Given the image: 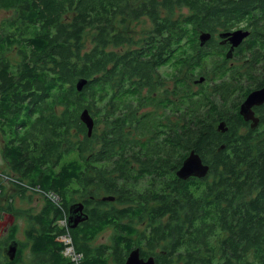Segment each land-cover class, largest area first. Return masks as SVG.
<instances>
[{"label": "trees", "instance_id": "1", "mask_svg": "<svg viewBox=\"0 0 264 264\" xmlns=\"http://www.w3.org/2000/svg\"><path fill=\"white\" fill-rule=\"evenodd\" d=\"M0 9L10 13L0 20L2 154L20 197L26 181L57 202L28 213L33 258L71 264L65 233L81 264H123L134 247L157 264H264V125L243 130L236 111L264 84V0H0ZM141 17L151 27L136 36ZM236 27L250 33L227 66L213 36ZM201 32L211 34L203 44ZM190 150L209 170L181 179ZM75 202L85 218L66 229L59 221ZM107 229L110 242L93 245Z\"/></svg>", "mask_w": 264, "mask_h": 264}, {"label": "rangeland", "instance_id": "2", "mask_svg": "<svg viewBox=\"0 0 264 264\" xmlns=\"http://www.w3.org/2000/svg\"><path fill=\"white\" fill-rule=\"evenodd\" d=\"M184 10V9H183ZM9 12H6L5 10L0 9V20L3 17H7L9 15ZM135 35L140 36V32L146 29H149L151 27V22L146 17H141L136 23H135ZM238 62V60H237ZM164 68H162L163 71ZM198 78V77H197ZM205 80H203L204 83ZM171 83H169L170 85ZM195 85V84H194ZM91 114V113H90ZM93 117V116H92ZM94 119V118H93ZM0 183L3 185L2 192H0V246H5L9 236H8V229L10 225L16 224L17 230L16 234L14 235V240L20 243H26L27 237L25 234V229L30 225V222L28 221L27 216H29L28 213H36L38 212V209L42 208L43 201L46 200V197H53L50 198L55 201V195L52 193H44L43 191L39 190H31V187L28 186V184L25 181V186L28 190H26V194L23 197H20L17 194L18 188H16L12 183V178L14 176L12 174H9V167L6 162V160L3 157L2 154V138L0 135ZM12 182V183H11ZM55 203H57L55 201ZM65 227V225H62ZM140 227V225H137ZM66 228V227H65ZM110 229L104 230L101 232V234L97 235V237L93 240V245H99L101 243H109L110 242ZM21 256V261L24 262H32L37 263L40 262L38 259L33 258V255L30 253V250L28 246L25 244ZM74 249L68 246L66 248V252L63 253L62 256L66 258L69 261L71 260V256H76V254L73 252ZM69 254V255H68ZM79 257V256H78ZM181 264V263H176Z\"/></svg>", "mask_w": 264, "mask_h": 264}, {"label": "water", "instance_id": "3", "mask_svg": "<svg viewBox=\"0 0 264 264\" xmlns=\"http://www.w3.org/2000/svg\"><path fill=\"white\" fill-rule=\"evenodd\" d=\"M249 34L248 30H243L241 28L230 30L228 32L221 33V36H227L231 46L228 50L227 56H229L232 48L237 46L247 35ZM211 37V34L209 32H201L199 34V40L200 43L203 44L206 40H209ZM201 80V77L199 78ZM85 83V80L82 79L78 82V88L80 89L82 85ZM264 101V86L258 89H255L251 92H249L244 99V101L240 104L239 113L243 116L245 120H251V128H254L258 124V118L254 117L252 106L260 104ZM79 118L81 121L85 124V127L87 128V135L90 136L94 127V119L88 109L84 108L79 115ZM224 122H219L216 127L218 129H223ZM226 129V127H225ZM209 170L208 164H205L198 153H196L194 150H190L188 154L184 157L182 160L181 165L175 170V174L181 178L186 179L190 176L195 177H203L207 174ZM108 199H113L112 197H107ZM82 203L81 202H75L69 206V215L67 217L68 226L70 228L75 227L81 220H83L85 217L82 213ZM18 242L16 240H12L7 247L6 255L8 259L12 260L15 256ZM123 264H157L154 256L149 255L147 257H141L140 256V248L134 247L132 248L126 258Z\"/></svg>", "mask_w": 264, "mask_h": 264}, {"label": "flooded vegetation", "instance_id": "4", "mask_svg": "<svg viewBox=\"0 0 264 264\" xmlns=\"http://www.w3.org/2000/svg\"><path fill=\"white\" fill-rule=\"evenodd\" d=\"M240 27H236V28H233L231 30H235V29H239ZM243 30H246L245 28H241ZM230 30H220L218 31L217 34H215L213 36L214 40H216V42L219 44V47H220V52H221V56L227 61V66H233V65H236L238 62H237V59L236 57L234 56L235 52H236V47L243 44L244 43V40L245 38L237 45L235 46L234 48H232L229 56H227V53H228V50L230 49V46H231V43L228 39L227 36H221L220 34L221 33H224V32H228ZM221 32V33H220ZM220 33V34H219ZM250 33V32H249ZM249 35V34H248ZM248 35L246 37H248ZM224 77H226V75H224L223 77L221 78H217L218 81H221ZM195 78H193L194 80ZM194 86H197L195 90H198L199 89V86H200V83H196ZM263 85L259 86V87H255L253 89H251L249 92L255 90V89H258V88H261L263 87ZM248 92V93H249ZM247 93V94H248ZM247 94L245 95V97H243V99L237 104L236 106V111L239 113V108H240V104L244 101V99L246 98ZM264 101L260 104H257V105H253L252 106V111H253V115L254 117H257L258 118V123L257 124L258 126L254 127V128H251L250 124H251V120H245L244 119L243 121L245 122V124H247V126L245 127H242L243 130L249 128V129H252V130H255V129H259V127H262L264 125ZM240 114V113H239ZM241 115V114H240ZM242 116V115H241ZM243 117V116H242ZM223 122V121H222ZM225 122V121H224ZM225 127H227V123L224 125L223 129H225ZM222 130V129H221ZM108 197H112V196H108ZM113 198V197H112ZM106 201H114V198L113 199H104ZM83 209V208H82ZM14 237H9L7 243L5 246H0V262L1 264H4L5 263V260L8 259L7 255H6V251H7V247H8V244L13 240ZM18 244H19V241H18ZM18 246V245H17ZM19 247V246H18ZM18 247H17V250H16V253H15V256L12 260L10 261H13V264H33L32 262H24L23 260L21 261V259H18V258H21L20 255L17 254L18 252ZM9 260V259H8ZM34 264H41L40 262H37V263H34ZM43 264V263H42Z\"/></svg>", "mask_w": 264, "mask_h": 264}, {"label": "built area", "instance_id": "5", "mask_svg": "<svg viewBox=\"0 0 264 264\" xmlns=\"http://www.w3.org/2000/svg\"><path fill=\"white\" fill-rule=\"evenodd\" d=\"M62 221H63V222H62L61 225H65V227H66V225H67V218H66V217L63 218ZM66 229H67V227H66ZM66 236L68 237V240H67V241H64V243H65L66 245H65V247H64V249H63V253H65V252H66V248H67L68 246H70L71 248L74 249L73 252L76 254L75 257H73L72 255H70V256H71V260H72V261H70L71 264H81V254L78 253V252L75 250V248L73 247V245H72V243H71V238L68 236V234H66ZM68 255H69V254H68ZM78 256H79V257H78Z\"/></svg>", "mask_w": 264, "mask_h": 264}, {"label": "bare ground", "instance_id": "6", "mask_svg": "<svg viewBox=\"0 0 264 264\" xmlns=\"http://www.w3.org/2000/svg\"><path fill=\"white\" fill-rule=\"evenodd\" d=\"M80 80H82V79H79V81ZM85 80V82H86V79H84ZM204 80V77H201V80H198L199 82H202ZM78 81V82H79ZM77 85H78V83H77ZM62 219L59 221V223L60 224H62ZM61 239L63 240V241H67L68 240V237L66 236V234L64 233L63 235H61Z\"/></svg>", "mask_w": 264, "mask_h": 264}, {"label": "clouds", "instance_id": "7", "mask_svg": "<svg viewBox=\"0 0 264 264\" xmlns=\"http://www.w3.org/2000/svg\"><path fill=\"white\" fill-rule=\"evenodd\" d=\"M66 227L69 229V226H68V221H67V225H66Z\"/></svg>", "mask_w": 264, "mask_h": 264}]
</instances>
